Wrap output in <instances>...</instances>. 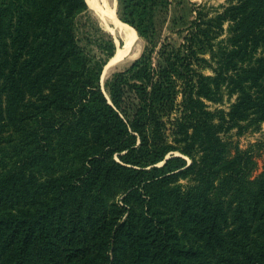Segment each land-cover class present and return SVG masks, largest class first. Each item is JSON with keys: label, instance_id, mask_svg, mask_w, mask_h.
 <instances>
[{"label": "trees", "instance_id": "1", "mask_svg": "<svg viewBox=\"0 0 264 264\" xmlns=\"http://www.w3.org/2000/svg\"><path fill=\"white\" fill-rule=\"evenodd\" d=\"M122 1L146 45L103 86L87 0H0V264H264V140H233L264 123V0L178 44L168 0Z\"/></svg>", "mask_w": 264, "mask_h": 264}, {"label": "rangeland", "instance_id": "2", "mask_svg": "<svg viewBox=\"0 0 264 264\" xmlns=\"http://www.w3.org/2000/svg\"><path fill=\"white\" fill-rule=\"evenodd\" d=\"M168 1L169 2L167 5L166 12L156 13V17L158 19L157 25L161 33V39L168 37L169 40L175 44H178L182 40V36L179 33V31L185 29V27L194 18L195 16L194 7L196 5L206 4L208 7H211V6H220L221 4L226 3V0H168ZM88 8H89L88 12L79 18L78 35L82 45L86 46V48L91 50L92 52L99 54L101 53V48L104 46V42L109 39V36H112L116 47L119 41L123 44L122 37L119 35L116 36L115 34L111 33L107 29L103 21L100 19V17L97 16L95 10L92 9L89 5ZM117 14L121 18V20H123L124 17L126 16L124 2L122 0H117ZM139 37H140L141 52L137 58L141 56L144 47L146 45V40L141 36ZM133 61L129 62L127 65H124L123 67H116L115 69H111L109 74L104 78L102 85L104 86L105 81L110 76H112L113 73L127 68L128 66H130V64ZM224 106L227 107L228 103H225ZM233 140L237 141L241 148H246L258 140H264V123L262 125L261 130L256 132L254 131L247 132L241 137L233 136ZM257 160H258V172H259L264 169V149L260 152L259 155H257Z\"/></svg>", "mask_w": 264, "mask_h": 264}, {"label": "bare ground", "instance_id": "3", "mask_svg": "<svg viewBox=\"0 0 264 264\" xmlns=\"http://www.w3.org/2000/svg\"><path fill=\"white\" fill-rule=\"evenodd\" d=\"M87 3L95 10L107 29L116 36H121L125 43V46L117 47L116 53L110 61L109 71L116 67H123L135 60L141 52L140 37L133 26L118 16L117 0H87ZM131 43H135V48L129 55H126L127 48Z\"/></svg>", "mask_w": 264, "mask_h": 264}, {"label": "water", "instance_id": "4", "mask_svg": "<svg viewBox=\"0 0 264 264\" xmlns=\"http://www.w3.org/2000/svg\"><path fill=\"white\" fill-rule=\"evenodd\" d=\"M125 43H124V40H123V44L119 41L118 42V44H117V47L118 46H125L124 45ZM134 48H135V43H131L129 46H128V48H127V53H126V55H129L133 50H134ZM112 58L113 57H111L110 59H109V61L105 64V66H104V68H103V71H102V75H101V83H103V80H104V78L109 74V70H110V67H109V64H110V61L112 60Z\"/></svg>", "mask_w": 264, "mask_h": 264}, {"label": "crops", "instance_id": "5", "mask_svg": "<svg viewBox=\"0 0 264 264\" xmlns=\"http://www.w3.org/2000/svg\"><path fill=\"white\" fill-rule=\"evenodd\" d=\"M116 53V52H115Z\"/></svg>", "mask_w": 264, "mask_h": 264}]
</instances>
